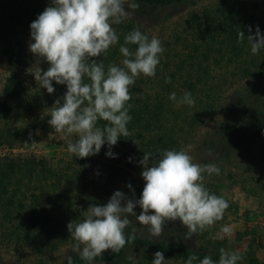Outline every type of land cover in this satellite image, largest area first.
I'll use <instances>...</instances> for the list:
<instances>
[{
  "label": "trees",
  "instance_id": "1",
  "mask_svg": "<svg viewBox=\"0 0 264 264\" xmlns=\"http://www.w3.org/2000/svg\"><path fill=\"white\" fill-rule=\"evenodd\" d=\"M47 1L0 0V55L7 60V74L0 92V144L8 148L28 143L45 133L52 105L67 90L66 85L53 81L55 91L49 94L26 71L30 67L33 71L39 67L46 71L49 67L29 49L30 24L48 7ZM134 2L140 7L121 23L112 24L118 43L100 57L91 59L103 63L105 71L109 64L122 67L124 57L119 48L124 44L125 35L133 30L141 31L149 39L158 38L164 51L159 54L155 76L141 74L130 88L129 136L120 137L116 145L134 144L142 155L152 154L149 162H154L157 154L166 149L185 150L190 156L196 153L202 165L212 163L220 169L219 175L204 174L208 182L236 179L246 193L264 195V169L256 174L249 172L251 167H246L257 154L259 162L264 164V48L253 55L246 38L238 42L240 31L245 36L249 34L248 26L253 33L259 26L264 35V12L255 11L247 0H214L198 6L197 0ZM176 4L187 6V11L167 31L164 23L171 20L172 14L167 12L161 18L159 10ZM148 22H158L157 31L151 32L153 28ZM126 46L131 51L137 48L135 44ZM168 77L170 83L165 82ZM85 82H88L86 77ZM185 91L191 93L194 106H176L169 99L170 93L180 97ZM105 124L106 121L99 120L97 126ZM193 137L197 144L194 150H189L185 143ZM23 179L45 186L48 179L58 184L60 176L54 167L34 156L0 155V250L13 247L18 255L0 264H38L19 256L24 257L27 252L39 257L52 252L65 241L68 232L67 224L51 215L42 199L24 200L19 187ZM128 184L126 180L122 182L132 196ZM132 188L135 196L142 193L133 185ZM133 227L137 229L134 241L119 253L104 251L92 264H151L157 251L164 254L163 264L169 261L185 264L191 255L197 256L193 264H199L206 255L218 264L222 248L218 242L186 245L178 236L167 233L152 237L148 230L141 231L133 223L125 229L127 236L133 234ZM68 255L72 256L73 264H87L76 252ZM66 256L52 264H67ZM129 256L134 259H127ZM250 261L264 264L256 258Z\"/></svg>",
  "mask_w": 264,
  "mask_h": 264
},
{
  "label": "clouds",
  "instance_id": "2",
  "mask_svg": "<svg viewBox=\"0 0 264 264\" xmlns=\"http://www.w3.org/2000/svg\"><path fill=\"white\" fill-rule=\"evenodd\" d=\"M127 5V7H125ZM140 5L134 0H52L38 17L31 22V41L29 49L36 57L45 60L49 67L42 71L40 67L26 71L34 75L39 87L49 94L54 93L53 81L66 85L64 95L55 100L51 107L48 124L69 140L67 151L78 158H87L100 152L105 143L108 145L107 156L115 158L112 146L120 137L129 136L127 128L132 117L130 88L137 78L154 77L159 64V54L164 48L161 41L149 37L139 30H133L124 37V44L119 51L124 57L122 67L109 64L107 71L103 63L96 58L106 53L110 46L118 43V36L112 24H119L135 12ZM111 21V23H110ZM248 35L238 33V42L245 38L251 45V53L258 54L264 48V35L259 26L255 33L248 26ZM135 44L131 51L126 45ZM91 61V63H87ZM85 77L88 82H85ZM166 83L171 78L165 79ZM169 99L176 106H194L195 101L189 91L177 97L170 93ZM106 121L99 127L98 121ZM211 155V150H208ZM152 154L144 153L139 164L145 181L139 199L129 183L127 187L132 196L116 190L109 200L102 205L89 204L79 222L70 221L68 232L75 244L73 251L92 264L104 251L119 253L125 245L135 240L137 229L132 228V235L127 236L125 229L132 224L129 217H135L140 225L146 226L152 237H159L164 225L177 219L187 228L186 238L190 239L198 232L202 233L223 219L229 207L223 197L210 193L205 187L204 174L219 175L220 169L215 164L193 163V158L185 150H164L157 154L154 163L149 166ZM131 157L129 160L131 161ZM139 215L134 211L137 207ZM222 236L231 237L233 228L223 225ZM83 246V247H81ZM218 264H237L243 259L238 251L220 250ZM133 260V256L127 257ZM67 264H73L71 255L66 256ZM161 251L154 253L151 264H163ZM196 255L188 257L185 264H193ZM199 264H217L210 255L204 256Z\"/></svg>",
  "mask_w": 264,
  "mask_h": 264
},
{
  "label": "rangeland",
  "instance_id": "3",
  "mask_svg": "<svg viewBox=\"0 0 264 264\" xmlns=\"http://www.w3.org/2000/svg\"><path fill=\"white\" fill-rule=\"evenodd\" d=\"M214 0H197L199 4H208ZM52 0L47 1V6L51 5ZM247 4H252L255 11L264 12V0H247ZM127 7V5H125ZM160 16L163 18L167 12L172 14L171 20L165 22L164 29L169 31L177 23L175 20L178 16L185 15L187 6L172 5L161 9ZM153 31H157L158 22L152 24L148 22ZM158 24V25H157ZM218 73V71H215ZM7 74L6 56L0 55V92L4 78ZM260 99L258 102L260 103ZM76 137L65 138L64 134L57 133L51 126L45 127V133L39 134L38 137L28 143L6 147L0 144V155L8 154L10 156H34L44 161L50 167H54L60 176V181L56 184L54 179H48L47 185H40L36 181L22 180L20 190L24 194V200L37 198L43 200L46 209L53 216H56L63 225L68 224L75 217L84 219L82 215L88 208L89 204H105L111 195L120 190L126 196L131 197L122 182L125 180L134 187L143 190L145 181L141 176L143 170L139 160L143 155L137 150L134 144L114 145L111 151L115 158L106 155L109 148L107 143L102 146L100 152L87 158H78L67 151L69 140H75ZM197 139L189 138L185 145L189 150H194ZM192 153L193 163H200L199 155ZM131 157V161L129 160ZM247 170L251 173H258L264 169V164L259 162L258 154L251 157ZM154 162H149L151 166ZM131 164V165H130ZM255 175V174H254ZM54 183L56 186H51ZM208 188L215 192L217 196L223 197L229 203L225 210L223 219L217 221L208 230L193 235L190 239L186 238L187 228L180 222L169 221L164 225L163 233L171 236H178L186 245L196 246L199 243L214 241L227 251H238L243 259L238 264H258L257 261H250L256 258L264 262V195H250L246 193L236 179H222L220 181H209L205 178L203 181ZM18 187V185H17ZM139 196H135L139 199ZM46 196L49 197L46 200ZM134 211L139 215L141 209L137 205ZM132 223L137 225L139 230H148L146 226L140 225L135 217H129ZM223 225H230L233 228L232 236H222L220 229ZM65 241L53 250L42 256L34 257L25 252L26 262L38 264H52L58 262L64 256L75 252L73 248L77 243L67 232ZM247 246L249 247L247 249ZM83 247V246H81ZM18 258L17 251L13 247L3 248L0 250V262L3 260H13ZM167 264H181L177 261H169Z\"/></svg>",
  "mask_w": 264,
  "mask_h": 264
}]
</instances>
